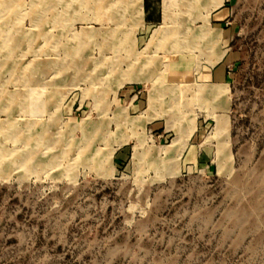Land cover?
<instances>
[{
    "label": "rangeland",
    "instance_id": "rangeland-1",
    "mask_svg": "<svg viewBox=\"0 0 264 264\" xmlns=\"http://www.w3.org/2000/svg\"><path fill=\"white\" fill-rule=\"evenodd\" d=\"M145 2L0 0V264H264V0Z\"/></svg>",
    "mask_w": 264,
    "mask_h": 264
},
{
    "label": "crops",
    "instance_id": "crops-1",
    "mask_svg": "<svg viewBox=\"0 0 264 264\" xmlns=\"http://www.w3.org/2000/svg\"><path fill=\"white\" fill-rule=\"evenodd\" d=\"M146 7H148V11L147 12H149L150 11L149 6L146 5L145 0H142V11L143 12L146 10ZM224 73H225L224 68L217 69L215 71V73L212 75L213 81H215V82H222L223 79H224Z\"/></svg>",
    "mask_w": 264,
    "mask_h": 264
},
{
    "label": "bare ground",
    "instance_id": "bare-ground-1",
    "mask_svg": "<svg viewBox=\"0 0 264 264\" xmlns=\"http://www.w3.org/2000/svg\"><path fill=\"white\" fill-rule=\"evenodd\" d=\"M158 33V32H157Z\"/></svg>",
    "mask_w": 264,
    "mask_h": 264
}]
</instances>
